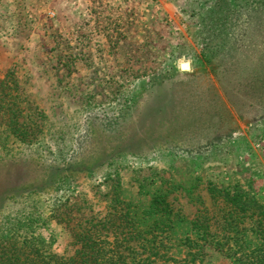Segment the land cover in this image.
Here are the masks:
<instances>
[{"label":"rangeland","instance_id":"1","mask_svg":"<svg viewBox=\"0 0 264 264\" xmlns=\"http://www.w3.org/2000/svg\"><path fill=\"white\" fill-rule=\"evenodd\" d=\"M234 1L231 38L214 40L237 47L233 64L220 66L232 59L218 53L213 65H196L208 72L196 83L210 104L228 105L212 127L206 119L212 142L197 135L204 144L193 146L186 133L132 152L117 148L126 134L94 116L116 113L135 95L131 110L141 112L153 97L136 89L168 59L189 62L181 71H191L209 42L215 0H0V176L6 163L39 166L0 198V239L34 236L47 252H71L69 228L108 221L114 210L144 212L158 200L169 203L173 227L154 231L166 244L154 264H234L228 236L231 246L261 242L253 218L231 210L225 195L242 190L264 204V102L250 109L226 91L247 78L264 49V0ZM8 107L31 127L30 143L3 132ZM8 186L0 180V192ZM205 214L213 223L207 239L195 225ZM103 234L116 235L114 228Z\"/></svg>","mask_w":264,"mask_h":264},{"label":"trees","instance_id":"2","mask_svg":"<svg viewBox=\"0 0 264 264\" xmlns=\"http://www.w3.org/2000/svg\"><path fill=\"white\" fill-rule=\"evenodd\" d=\"M234 2L239 3L240 1ZM214 7L211 25L208 27L209 35L207 39H209V42H207L206 47L199 56L200 59L197 58L192 63L191 71H181L179 65L173 61L174 59H168L160 70L155 72L148 81H142L143 85L136 89L138 93L141 90L149 95L152 93L150 96L153 97L152 101H149L148 97V102H145L146 106L142 108L141 112L131 110L136 103L135 95L123 109H119L116 113L106 114L107 116H94V118L101 121L103 125H100L106 129L115 131L120 136L126 134L128 140L124 145L119 144L118 149L125 147L127 149L131 148L132 152H136L145 147L167 144L170 142L166 139L167 137H175L174 140H177V136L186 133L193 135L196 142L190 141L193 146L204 144L201 141L202 138H207L209 135V129L204 130L207 127L206 119L210 122L209 127H212L211 117L218 116V114L222 115L220 109H227L228 105L224 100H222V105L220 103L217 105L218 108L210 104L207 100L206 88L202 84L196 83L197 78L202 73L207 74L208 72L206 70L205 72L196 71V65H204L203 63L213 65L215 55L219 53L220 55H229L232 59L231 61L222 62L220 66L223 67L227 63L233 64V53L235 56L238 54L236 46L233 45L230 48L226 47L225 43L214 41L217 38L222 39V35L225 40L231 38L230 29L227 27V23L230 22L235 10L231 0H215ZM202 68L205 67L202 66ZM191 89V94L184 93L185 90L189 91ZM229 90L234 93V96H238L239 100L240 98L243 99V101L240 100L242 105L250 109L260 107L264 102V49L259 53L254 65L248 71L247 78L240 80L233 89H226V91ZM258 93L259 95H257ZM12 112L14 114L13 107H8L6 112L8 119L4 121L3 118L1 122L4 126L3 132H7L8 135L13 134L22 142L28 141L30 143L33 136V132L30 133L29 131L31 127L16 121V117H13ZM197 135L201 136V140ZM208 139L212 142L210 136H208ZM197 140L199 141L197 142ZM91 158L92 161L96 162L100 159V156L94 155ZM3 167H5L3 169L5 173L0 176V180L1 183L9 186L5 189L3 187L0 198H2L5 190L6 192L20 190L21 186L18 188L11 186L17 183L18 180L19 182L22 181L24 176L28 177L35 174L36 177L38 173L36 168L39 166L23 161L6 163ZM13 170L18 173H13ZM34 176L33 178H35ZM14 194L18 195L20 193ZM225 195L233 202L231 210H234L237 214L253 218L256 231L261 234V242L251 249L243 246V244L231 246L229 244L230 236H228L229 251L226 254L233 255L234 264H264V204L242 190L241 192L228 191ZM111 215L112 217L108 221L102 222L100 220L98 223L89 221V225H85L80 231L69 228L73 242L71 252H47L40 246L43 240H36L34 236L30 239L25 237L20 242L10 235H5L8 237L0 239V264H154L156 258L160 257V246L166 245L164 237H159V234L154 233V231H160V234H164L173 227L169 203H158L157 200V203H153L144 212H131L127 208L124 211L114 210ZM146 218L147 220L150 219L151 223H147ZM117 220H119V223H117ZM211 221L207 214L195 220L196 227L206 239L213 234L211 230L213 223ZM238 223L240 222L233 218L229 224L238 226ZM100 224L101 227H99ZM142 224L144 227L146 225V230H148L144 231L145 234L153 233L152 237L144 236L141 229ZM111 228L115 229L114 240L107 238V234H103V230ZM137 247H142V253L148 255L141 257L142 254L138 253ZM153 256L156 257L154 260ZM167 256L166 254L163 255L164 258Z\"/></svg>","mask_w":264,"mask_h":264},{"label":"water","instance_id":"3","mask_svg":"<svg viewBox=\"0 0 264 264\" xmlns=\"http://www.w3.org/2000/svg\"><path fill=\"white\" fill-rule=\"evenodd\" d=\"M191 67H190V63L189 62H183L181 63V69L182 70H189Z\"/></svg>","mask_w":264,"mask_h":264},{"label":"crops","instance_id":"4","mask_svg":"<svg viewBox=\"0 0 264 264\" xmlns=\"http://www.w3.org/2000/svg\"><path fill=\"white\" fill-rule=\"evenodd\" d=\"M190 67H191V65H190ZM180 68H181V64H180ZM182 70V69H181Z\"/></svg>","mask_w":264,"mask_h":264}]
</instances>
